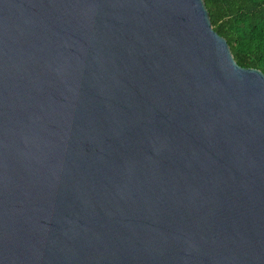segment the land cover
<instances>
[{"label":"water","instance_id":"obj_1","mask_svg":"<svg viewBox=\"0 0 264 264\" xmlns=\"http://www.w3.org/2000/svg\"><path fill=\"white\" fill-rule=\"evenodd\" d=\"M0 264H264V74L204 0H0Z\"/></svg>","mask_w":264,"mask_h":264},{"label":"trees","instance_id":"obj_2","mask_svg":"<svg viewBox=\"0 0 264 264\" xmlns=\"http://www.w3.org/2000/svg\"><path fill=\"white\" fill-rule=\"evenodd\" d=\"M213 30L235 62L264 74V0H204Z\"/></svg>","mask_w":264,"mask_h":264}]
</instances>
